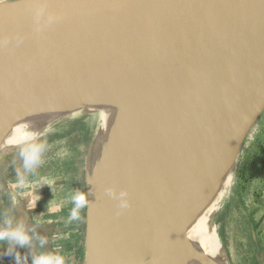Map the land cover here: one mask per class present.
Returning <instances> with one entry per match:
<instances>
[{"label":"bare ground","instance_id":"obj_1","mask_svg":"<svg viewBox=\"0 0 264 264\" xmlns=\"http://www.w3.org/2000/svg\"><path fill=\"white\" fill-rule=\"evenodd\" d=\"M263 105L264 43L216 63L153 61L54 79L0 94V163L57 123L98 119L86 264H229L215 214Z\"/></svg>","mask_w":264,"mask_h":264},{"label":"water","instance_id":"obj_2","mask_svg":"<svg viewBox=\"0 0 264 264\" xmlns=\"http://www.w3.org/2000/svg\"><path fill=\"white\" fill-rule=\"evenodd\" d=\"M263 43L264 0L7 2L0 94L139 63H216ZM180 224L175 219L170 243Z\"/></svg>","mask_w":264,"mask_h":264},{"label":"rangeland","instance_id":"obj_3","mask_svg":"<svg viewBox=\"0 0 264 264\" xmlns=\"http://www.w3.org/2000/svg\"><path fill=\"white\" fill-rule=\"evenodd\" d=\"M253 118L235 154L231 185L214 220L215 231L229 264H264V105ZM97 129L98 119L91 117L57 123L30 145L5 151L0 163V225L11 223L8 217L12 216L13 210L3 175L16 181L45 173H72L78 183L84 182L89 201L88 241L85 222L82 245L86 264L93 201L87 154ZM33 144L41 147L39 163L26 168L23 153ZM3 263L0 256V264Z\"/></svg>","mask_w":264,"mask_h":264},{"label":"crops","instance_id":"obj_4","mask_svg":"<svg viewBox=\"0 0 264 264\" xmlns=\"http://www.w3.org/2000/svg\"><path fill=\"white\" fill-rule=\"evenodd\" d=\"M15 1L19 0H0V4ZM2 177L8 186L13 210L12 216L8 217L11 223L1 224L0 230L23 225L31 237V243L25 246L0 242L3 264H33L35 256L57 251L65 256L66 264H85L82 245L85 222L88 241V206L81 210L79 220L69 221L74 207L72 196L77 191L87 195L84 182L78 183L74 174L63 172L45 173L16 181L8 180L9 176ZM21 180L26 186H20ZM33 200L35 206L30 207ZM51 205H59L60 210L50 212ZM17 253L21 258L19 262Z\"/></svg>","mask_w":264,"mask_h":264},{"label":"clouds","instance_id":"obj_5","mask_svg":"<svg viewBox=\"0 0 264 264\" xmlns=\"http://www.w3.org/2000/svg\"><path fill=\"white\" fill-rule=\"evenodd\" d=\"M31 139V137H29ZM40 153H41V147L39 145H31L29 148H27L23 155H24V165L25 167L33 166L37 163H39L40 159ZM47 182V181H45ZM48 183V182H47ZM20 186H26L24 181H20ZM120 195L123 197L126 195V193L121 192ZM72 201L74 203V207L71 210L69 221H75L79 220L81 218L80 212L82 209L86 208L89 204V201L87 199L86 193L77 191L72 196ZM129 202L127 200H124L120 204V209H126L129 207ZM35 206V200L32 201L30 207ZM60 210V206H50L49 211L50 212H56ZM0 242H8L10 244H18L20 246L29 245L31 243V237L28 234V232L25 230L23 225H18L15 228H5L3 230H0ZM42 243L45 241H41ZM17 261H20V255L17 253L16 256ZM33 264H66V258L63 254H61L59 251L57 252H49L37 255L33 258Z\"/></svg>","mask_w":264,"mask_h":264},{"label":"snow or ice","instance_id":"obj_6","mask_svg":"<svg viewBox=\"0 0 264 264\" xmlns=\"http://www.w3.org/2000/svg\"><path fill=\"white\" fill-rule=\"evenodd\" d=\"M7 7V6H6Z\"/></svg>","mask_w":264,"mask_h":264}]
</instances>
